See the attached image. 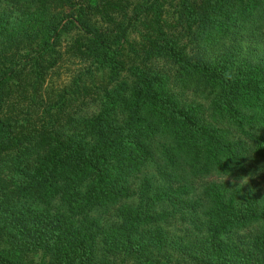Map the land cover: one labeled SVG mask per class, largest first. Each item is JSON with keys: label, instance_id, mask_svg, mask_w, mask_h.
I'll return each mask as SVG.
<instances>
[{"label": "trees", "instance_id": "1", "mask_svg": "<svg viewBox=\"0 0 264 264\" xmlns=\"http://www.w3.org/2000/svg\"><path fill=\"white\" fill-rule=\"evenodd\" d=\"M0 264H264V0H0Z\"/></svg>", "mask_w": 264, "mask_h": 264}, {"label": "rangeland", "instance_id": "2", "mask_svg": "<svg viewBox=\"0 0 264 264\" xmlns=\"http://www.w3.org/2000/svg\"><path fill=\"white\" fill-rule=\"evenodd\" d=\"M61 71H62V70H61ZM62 78L64 79V78H65V76L63 75V76H62Z\"/></svg>", "mask_w": 264, "mask_h": 264}]
</instances>
